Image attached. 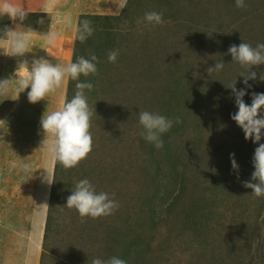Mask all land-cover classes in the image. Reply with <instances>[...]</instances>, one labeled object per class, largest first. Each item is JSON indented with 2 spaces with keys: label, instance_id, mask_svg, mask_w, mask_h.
<instances>
[{
  "label": "rangeland",
  "instance_id": "obj_1",
  "mask_svg": "<svg viewBox=\"0 0 264 264\" xmlns=\"http://www.w3.org/2000/svg\"><path fill=\"white\" fill-rule=\"evenodd\" d=\"M103 1L10 0L29 12L27 19L0 16V30L29 36V52L18 57L7 55L12 40L0 32V81L7 80L8 88L0 94V242L16 254L25 242L23 264H30L34 250L37 264H92L113 256L127 264H264V198L243 183L255 182L259 144L246 140L231 118L238 108L228 87L236 80L238 90L246 88L240 76L246 69L228 49L264 43V0H245L246 8L235 0ZM44 7L48 14L40 11ZM151 11L163 13L164 25L137 23ZM68 16L71 27L63 23ZM83 19L95 32L81 43L76 28ZM50 31L57 33L54 47L44 42ZM77 46L79 57L90 58L91 50L99 58L98 75L68 78L36 103L28 100L30 87L19 93L15 73L23 60L43 57L64 65L76 61ZM115 49L117 62L110 63L108 52ZM218 61L224 69L210 75L207 69ZM251 70L257 78L243 97L249 105L252 92L264 93V65ZM77 82L95 85L85 90L96 112L93 149L65 169L45 151L40 122L74 97ZM140 111L182 123L162 134L158 150L140 135ZM85 178L97 193H115L120 206L113 215L82 222L66 206Z\"/></svg>",
  "mask_w": 264,
  "mask_h": 264
},
{
  "label": "clouds",
  "instance_id": "obj_2",
  "mask_svg": "<svg viewBox=\"0 0 264 264\" xmlns=\"http://www.w3.org/2000/svg\"><path fill=\"white\" fill-rule=\"evenodd\" d=\"M126 4V0H125ZM236 7L246 8L245 0H235ZM40 11L48 14L47 7ZM29 12L20 6L13 5L10 0H0V16H7L11 20L24 21L27 19ZM147 22L155 27L164 25L162 12H146L143 19H138L137 23ZM38 23L43 24L44 20L40 19ZM68 27L72 26L71 17L63 19ZM3 36L10 37L12 40V56L22 57L28 51L27 41L29 36L23 32H15L12 28L5 27L2 30ZM95 32L92 21L83 19L76 28V39L81 43L93 36ZM57 40V33L50 31L44 36L45 45L54 47ZM228 52L231 54L233 61L237 62L246 72H242L240 76L244 77L243 83L246 88L237 89L236 80L228 86L235 95V104L238 111L232 114L231 118L242 128L245 139H251L253 143H258L253 156L254 171L251 179L253 182L245 181L244 187L252 189V194L257 198H264V143H259L264 138V93L252 92L251 104H246L243 97L247 94L246 89L251 88L249 80H255L257 73L252 71L253 66L264 65V43H258L253 47L249 43L242 42L239 45L233 44L229 47ZM90 58L84 56L76 58L75 62H69L64 65L52 64L48 59L43 57L34 59L31 64L28 60L21 63L23 68H17L18 91L24 92L26 89L28 100L36 103L50 94L54 93L62 86L66 79L79 81L81 74L84 77L89 75H98L99 58L94 52L89 50ZM119 56V50H109L107 59L110 63H116ZM224 69V62L218 61L214 67L207 69L208 73H219ZM259 79L264 81V73L260 74ZM7 80L0 81V94L8 91L6 87ZM95 85L91 82H77L74 97L70 101L62 102L61 106L47 115L43 114L41 118V128L45 138L42 143L45 151L50 154L54 161L59 162L65 169L77 167L79 163L86 159L93 149V136L90 131L91 117L95 109L88 103L86 94L94 89ZM96 113V112H95ZM174 123H182L180 117H176L175 121L164 115L149 111L139 112V124L142 126L140 135L147 141L152 143L158 150L163 148L162 134L168 132ZM235 154H230L232 168L238 170L239 166L234 159ZM23 169L31 171L28 164L22 165ZM182 170V169H181ZM44 180L51 184L53 180L46 171ZM115 193L111 194L101 191L97 193L95 185L87 178L81 179L75 184L72 193L67 197L66 206L69 209H75L79 213L82 222L86 218L97 219L102 216L113 215L119 209V202L114 199ZM92 264H127L123 259L116 256L108 260L95 258Z\"/></svg>",
  "mask_w": 264,
  "mask_h": 264
},
{
  "label": "crops",
  "instance_id": "obj_3",
  "mask_svg": "<svg viewBox=\"0 0 264 264\" xmlns=\"http://www.w3.org/2000/svg\"><path fill=\"white\" fill-rule=\"evenodd\" d=\"M103 5H110L112 0H104ZM84 7L86 5H83ZM94 7L93 5H91ZM26 244L23 242L21 250L16 254L15 248L9 247L4 240L0 242V264H23V256L26 254ZM17 259H19L17 263Z\"/></svg>",
  "mask_w": 264,
  "mask_h": 264
},
{
  "label": "bare ground",
  "instance_id": "obj_4",
  "mask_svg": "<svg viewBox=\"0 0 264 264\" xmlns=\"http://www.w3.org/2000/svg\"><path fill=\"white\" fill-rule=\"evenodd\" d=\"M92 8H94V7H92ZM37 262H38L37 250H34V251H32V256H31V262H30V264H37Z\"/></svg>",
  "mask_w": 264,
  "mask_h": 264
},
{
  "label": "trees",
  "instance_id": "obj_5",
  "mask_svg": "<svg viewBox=\"0 0 264 264\" xmlns=\"http://www.w3.org/2000/svg\"><path fill=\"white\" fill-rule=\"evenodd\" d=\"M117 29H119V26H117V25H114ZM80 51H81V49L80 48H78V46L76 47V49H75V53H74V57H73V59H76L75 57L77 56V57H79V54H80ZM82 56H84V55H82ZM84 57H86V58H88V56H84ZM74 61V60H73ZM75 62V61H74Z\"/></svg>",
  "mask_w": 264,
  "mask_h": 264
}]
</instances>
